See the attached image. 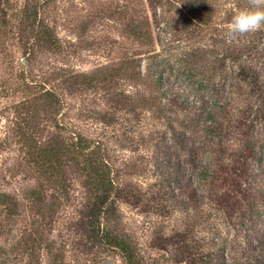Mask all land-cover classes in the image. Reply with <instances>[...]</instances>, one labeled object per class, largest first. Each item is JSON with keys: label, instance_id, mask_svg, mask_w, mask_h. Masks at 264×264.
<instances>
[{"label": "trees", "instance_id": "obj_1", "mask_svg": "<svg viewBox=\"0 0 264 264\" xmlns=\"http://www.w3.org/2000/svg\"><path fill=\"white\" fill-rule=\"evenodd\" d=\"M43 3L44 0L25 1L18 27L25 54L34 53L40 42L48 46L57 44L54 29L42 15ZM9 5L10 0H0V24L5 28L9 24ZM208 6L207 1L199 0L190 10L191 17L200 25L211 19ZM132 30L143 38L149 31L140 22ZM248 53L251 48L244 44L233 54L232 64L237 68H233L222 111L204 97L191 102L177 93L173 95L164 73L152 71L148 66L142 71L139 59L98 67L88 73L60 75L56 79L61 81L54 86L47 81H32L31 96L8 106L15 119L6 138V143L19 145L23 157L18 164L25 165L24 170L35 179L24 193L29 219L23 226L19 224L22 205L19 198L0 190V232L8 233L19 227L13 249L22 256L23 264H43V252L54 251L51 233L61 197L74 178L84 185L86 206L96 222L90 225L93 229L89 233L83 223L76 224L75 230H81L77 231L80 239L93 240L97 236L96 246L101 244L106 250L117 251L125 264L181 263L192 258L205 240L218 243L222 224L245 222L248 215L263 220L264 190L260 183L255 188L250 186L253 163L264 160L263 143L256 135L258 127L264 124V70L254 63H245ZM202 69L203 79L210 80L209 73ZM124 80L132 82L134 91L120 88ZM62 91L100 93L104 106L90 111L92 118L115 128L127 124L123 132L130 135H126L129 143L138 147L154 150L168 146L156 157L158 166L170 170L161 174L159 197L151 196L150 189L144 190L134 181L120 178V170L113 164L103 137L74 133L64 119L67 107ZM183 115L198 123L182 129L177 122ZM199 133L200 138H196ZM111 137L114 141L118 138L114 134ZM121 140L116 142L124 145ZM180 141L183 147L175 152L174 147ZM183 163L196 166L193 176H186L187 179L178 175L179 170L187 172ZM131 167L147 171L150 163H134ZM177 169L178 172L174 171ZM173 194L175 199L170 201ZM123 203L171 220L153 228L150 248L159 253L156 257H147L127 228L120 210ZM177 205L184 214L179 222L173 211ZM201 231L207 232V237H199ZM56 248L53 264H64L63 252Z\"/></svg>", "mask_w": 264, "mask_h": 264}, {"label": "rangeland", "instance_id": "obj_2", "mask_svg": "<svg viewBox=\"0 0 264 264\" xmlns=\"http://www.w3.org/2000/svg\"><path fill=\"white\" fill-rule=\"evenodd\" d=\"M25 1L10 0L8 27L0 24L3 27L0 28V190L19 198L22 203L19 224L22 226L29 219L24 208L27 206L24 193L35 179L24 170L25 165L18 164L23 157L19 145L6 143L9 128L15 119L8 106L31 96L29 87L32 81H47L49 86H54L61 81L56 79L60 75L88 73L98 67L139 59L142 71L148 66L152 71L164 73L173 95L177 93L184 101L191 102L197 97H204L210 105L222 111L233 68H237L232 64L234 52L244 44L249 45L251 53L245 54V63H254L258 69L264 70V29L234 39L227 35V25L241 9L248 7V0H202L208 2L207 11L211 15L209 23L204 25L191 17L190 10L199 0H44L42 15L54 29L57 44L48 46L40 42L30 55L23 52L18 38ZM138 22L143 29L149 30L144 38L137 37L132 30ZM202 68L209 73L210 80L203 79ZM120 88L134 91L129 80L122 81ZM62 94L67 107L64 119L74 133L80 132L90 138L103 137L113 164L120 170V178L134 181L142 189H150L151 196L159 197L158 191L163 182L161 174L170 170L158 166L156 157L168 146L158 147L155 151L138 147L130 144V135L123 132L127 124L115 128L92 118L90 111L104 106L100 93L62 91ZM194 104L199 105V102ZM181 117L177 123L182 129H189L198 123L191 118H183L186 115ZM113 134L118 137L116 141L122 139L124 145L114 141ZM256 135L263 143L264 152V124L258 127ZM200 136L201 133L196 138ZM175 146H178L174 147L176 152L183 147V143L180 141ZM147 161L150 170L131 169L132 164ZM184 164L187 172L174 171L185 179L186 176H193L196 166ZM253 169L250 187L260 185L264 190V160L253 163ZM174 196L169 197L170 201H174ZM61 199L51 237L55 242L53 252L56 247L62 250L64 264H125L117 251L106 250L101 244L97 247V236L93 240L80 239L77 231L81 230H75L76 224L83 223L87 227L85 232L89 233L96 223L86 206L87 192L80 179L72 180ZM175 208V220L179 222L183 219V210L178 205ZM120 210L127 228L136 236L145 255H159L150 248L153 228L169 224L171 220L126 203L121 204ZM258 219L248 215L245 222L222 224L218 243L205 240V245L195 250L189 260L168 264H264V218ZM18 234L19 227L8 233L0 232V264L24 263L22 256L13 249ZM198 234L199 237L208 235L204 231ZM53 252H43V264H53Z\"/></svg>", "mask_w": 264, "mask_h": 264}, {"label": "clouds", "instance_id": "obj_3", "mask_svg": "<svg viewBox=\"0 0 264 264\" xmlns=\"http://www.w3.org/2000/svg\"><path fill=\"white\" fill-rule=\"evenodd\" d=\"M264 29V0H248V7L241 9L227 25L230 39Z\"/></svg>", "mask_w": 264, "mask_h": 264}]
</instances>
